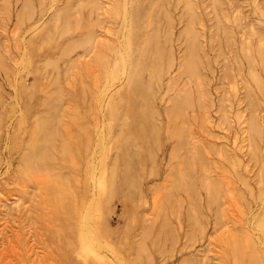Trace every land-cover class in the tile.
Wrapping results in <instances>:
<instances>
[{
    "label": "rangeland",
    "instance_id": "1",
    "mask_svg": "<svg viewBox=\"0 0 264 264\" xmlns=\"http://www.w3.org/2000/svg\"><path fill=\"white\" fill-rule=\"evenodd\" d=\"M0 264H264V0H0Z\"/></svg>",
    "mask_w": 264,
    "mask_h": 264
},
{
    "label": "bare ground",
    "instance_id": "2",
    "mask_svg": "<svg viewBox=\"0 0 264 264\" xmlns=\"http://www.w3.org/2000/svg\"><path fill=\"white\" fill-rule=\"evenodd\" d=\"M140 128H142V127H140ZM82 224H83L82 228H83V232H84V234H83L84 241L86 243H89L90 245H94L95 241L100 240V236L98 234L99 232H98V229H97L95 222L92 219H90L88 216L84 215L83 220H82ZM95 245H99V244H95Z\"/></svg>",
    "mask_w": 264,
    "mask_h": 264
}]
</instances>
